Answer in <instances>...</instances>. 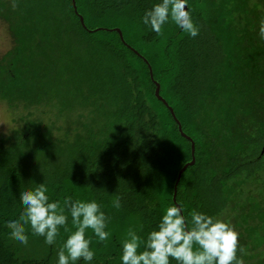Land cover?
I'll return each instance as SVG.
<instances>
[{"label": "trees", "instance_id": "1", "mask_svg": "<svg viewBox=\"0 0 264 264\" xmlns=\"http://www.w3.org/2000/svg\"><path fill=\"white\" fill-rule=\"evenodd\" d=\"M158 2L76 0L87 29L119 28L151 79L116 32L84 29L71 0H0L14 40L0 60V100L46 105L66 124L27 121L14 141L0 143V212L20 213L19 193L43 182L52 199H96L110 238H93L95 264H119L129 228L142 237L156 229L191 160V142L154 81L195 147L176 195L189 222L194 210L228 222L242 247L264 231V0H189L196 38L174 24L162 35L144 27L142 15ZM27 172L43 178L20 182ZM7 220L0 264L12 255L1 242ZM66 236L61 229L48 261L22 264L54 263Z\"/></svg>", "mask_w": 264, "mask_h": 264}, {"label": "clouds", "instance_id": "2", "mask_svg": "<svg viewBox=\"0 0 264 264\" xmlns=\"http://www.w3.org/2000/svg\"><path fill=\"white\" fill-rule=\"evenodd\" d=\"M141 23L157 35L169 24L191 38L199 35L189 0H159L144 12ZM261 32L264 35V29ZM19 204V217L5 222L8 235L19 244L27 246L31 236L42 237L45 245L54 247L61 229L67 234L56 250L55 264H95L93 238L99 244L110 238V217L96 199H75L67 193L62 200L52 199L43 182L20 192ZM113 206L121 207L119 197ZM243 253L239 233L230 223L195 210L189 222L184 208L175 204L164 209L156 229L146 237L129 228L118 260L119 264H245Z\"/></svg>", "mask_w": 264, "mask_h": 264}, {"label": "rangeland", "instance_id": "3", "mask_svg": "<svg viewBox=\"0 0 264 264\" xmlns=\"http://www.w3.org/2000/svg\"><path fill=\"white\" fill-rule=\"evenodd\" d=\"M110 29V28H109ZM13 36L8 29L7 22L0 17V60L4 55L13 47ZM54 110L46 105L24 107L19 105L18 107H10L6 102L0 100V143L8 144L15 140V135L19 133L26 124L27 121H40L44 125H54L55 127H66L64 120L55 116ZM73 126L72 124H67ZM53 136L58 137V130L53 129ZM45 177V176H44ZM39 175H35L32 172H27L20 182L29 183L36 179H40ZM260 191L264 196V186L261 185ZM0 221L3 224L5 219L18 218L20 213L15 210L12 215H7L5 212H0ZM264 216V213H261ZM10 229L6 226L2 227V243L6 249L11 252V259L8 264H22L24 262L31 261H48L49 246L45 245L42 237H31L27 246L19 244L8 233ZM263 240V243L258 241ZM263 244V245H262ZM257 247V248H253ZM261 245V247H260ZM247 247H243V258H247L245 261L249 264H264V231L256 230L252 234V239L247 241ZM252 247V248H251ZM256 249V250H252ZM55 264V262L51 263Z\"/></svg>", "mask_w": 264, "mask_h": 264}, {"label": "water", "instance_id": "4", "mask_svg": "<svg viewBox=\"0 0 264 264\" xmlns=\"http://www.w3.org/2000/svg\"><path fill=\"white\" fill-rule=\"evenodd\" d=\"M71 1H72V7H73V10H74V13L78 16L79 21H80V24H81V26H82L84 29L88 30L89 32H98V31H101V30H104V31H114V32H116V33L119 35V38H120V40L122 41V43H124V45H126V46H127L129 49H131L135 54H137L139 57H141V58L143 59V61L147 64L148 69H149L150 77H151V79H153V78H152V68H151V66L149 65V63L147 62V60H146L143 56H141L137 51H135L132 47H130V46L124 41V39H123V35H122V32H121V30H120L119 28H112V29H109V28H96V29H94V30H89V29H87V27H86L85 24H84V19H83V17L78 13L77 6H76V0H71ZM154 84H155V86H156V87H155V96H156L157 99H158L159 101H161V102H162V103L168 108V110L170 111L172 117L174 118V120L176 121V123H177V125H178V130H179L180 134H181L184 138L188 139V140L191 142V160H190L189 162L185 163V164L183 165V167L179 170V172H178V174H177V177H176V180H175V183H174V187H173L172 201H173L174 204H177V203H176V195H177L178 184H179V182H180V180H181L182 174L184 173V171H185L188 167H191V166H193V165L195 164V156H194L195 147H194V143H193V141L191 140V138H189L188 136H186V135L183 133V131H182V127H181V124H180L179 121L176 119L175 114H174L172 108L169 107L168 104L166 103V101L160 96V94H159V92H160V85H159L157 82H155V81H154ZM263 153H264V146H263L262 151H261V154H263Z\"/></svg>", "mask_w": 264, "mask_h": 264}]
</instances>
